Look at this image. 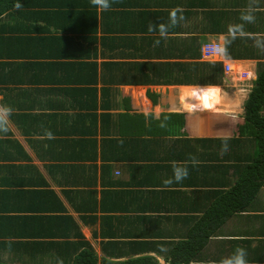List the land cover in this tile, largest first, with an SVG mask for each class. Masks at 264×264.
Listing matches in <instances>:
<instances>
[{"label":"crops","instance_id":"0c3cea01","mask_svg":"<svg viewBox=\"0 0 264 264\" xmlns=\"http://www.w3.org/2000/svg\"><path fill=\"white\" fill-rule=\"evenodd\" d=\"M238 2L118 0L112 15L98 16V28L109 31L103 56L110 60L99 56L96 63L113 64L123 83L149 75L155 63L181 79L188 74L189 48L201 50L226 34L229 25L239 24L234 17L249 2ZM176 7L185 19L169 28L167 38L148 32L150 23L167 24ZM242 24L245 33L252 27ZM258 25L264 28L263 15ZM114 51L117 57H108ZM60 61L68 73L75 62ZM180 63L186 65L183 74L171 66ZM230 64L234 72L223 74L216 87L110 86V108L103 112L110 117L99 111L95 147L75 143L89 139L83 136L86 125L76 121L77 115L70 117L76 111L62 108L63 100L71 101L70 91L55 89L78 92L84 86H58L57 79L65 76L54 68L33 70V84L1 77L0 105L13 112L9 131L0 134V264H90L92 259L95 264H219L237 247L246 250L248 264H264V168H252L257 143L249 130L239 131L257 62ZM248 69V88L237 87L234 73ZM98 70L100 90L108 83V67ZM232 111L241 118L214 124L225 126L222 134L207 130L202 114ZM182 112L191 114H177ZM101 129L107 130L104 136ZM225 137L228 150L222 152ZM104 139L109 140L103 155ZM174 167L186 169L187 178L175 182ZM20 191H36L37 196ZM205 235V245L195 250ZM188 247L194 250L185 251Z\"/></svg>","mask_w":264,"mask_h":264},{"label":"trees","instance_id":"16d2710c","mask_svg":"<svg viewBox=\"0 0 264 264\" xmlns=\"http://www.w3.org/2000/svg\"><path fill=\"white\" fill-rule=\"evenodd\" d=\"M235 1L237 3H239L238 1L250 3V0ZM13 3L14 0H0V78L4 76L9 80V83L33 84L37 81L33 70L43 71L46 68H54L65 76V78L57 79L58 86L61 84L71 86L73 83L84 86L78 92L76 89L55 88L57 93L67 94L70 91L71 101L62 99L65 104L62 108L66 109L69 114L76 111L74 115L70 114V117L75 118L77 115L76 121L86 125L83 136L87 135L89 139L75 141L76 144L87 143L91 144L92 147L96 146L99 125L97 120L99 117L101 119V114L98 113L99 111L103 113L107 108H110L107 106L110 86L216 87L222 84L223 74H225L223 63L202 61L201 50L198 48L187 50L186 56L191 62L187 63L188 74L185 71L181 79L176 78L169 71L158 70L159 64L155 63L150 65L149 75L130 77L123 83L119 71L113 68V64L103 62L98 65L96 63L99 56L107 61L110 60L103 56L106 55L104 45L109 40L110 36L107 34L109 31L100 30L97 26V20L98 16H101V20H105L108 14L112 15L111 9L108 10L110 12L101 10L99 12L97 8L91 5L90 0H19V3L22 4V8L19 10L13 7ZM118 5L116 2L112 6L118 7ZM123 7L120 6L119 8ZM254 10L255 20L251 24L252 27L250 26V29L246 30L249 38L238 36L234 39L228 46L229 55L224 58L226 61L250 60L257 62L256 78L252 81L247 99L244 101V123L239 131L242 134L246 129L249 130L257 143L255 147L257 151L254 156L256 158L252 168H257L260 165H263L264 168V47H258L256 44L257 38L264 39V36L259 35V31L263 27L258 25L260 16H264V0H257ZM237 15L241 17V14ZM237 22L239 24L236 25L242 24L241 18ZM262 30L264 32V29ZM102 33L103 35H101ZM111 37L115 42V36ZM68 49H72L73 52L68 51ZM108 57L115 59L117 57L115 51L114 56ZM63 59L75 61L68 65L69 73L63 69L65 64L60 61ZM114 64L117 67L118 63L114 62ZM141 65L138 68L144 71V67L142 69ZM172 65L174 67L179 66L178 71L183 74L185 64ZM99 67L100 70L108 67V83L103 84L100 90L97 87L100 81ZM76 74L81 77L80 80ZM139 79L142 82H138ZM8 90L12 91L11 89ZM62 100L59 105H63ZM103 115L107 118L110 117L109 114L103 113ZM101 122L103 123L104 120ZM27 133L38 134V132ZM106 133V129L105 132L101 129V135L104 136ZM0 134L5 133L0 132ZM108 140H101L103 155L108 150L106 147ZM135 141L130 140L132 143ZM176 169L180 170L181 168ZM19 193L29 194L31 197L37 196L36 191L26 193L20 191ZM220 194L226 197L228 192L221 191ZM242 209L244 208L237 207L236 210ZM208 238L207 235L204 238L199 236L200 242L193 246L194 249L197 250L196 246L201 247L203 243L205 245ZM192 242L195 243L196 241ZM194 249L188 247L185 251L189 252ZM90 264H95V261L92 259Z\"/></svg>","mask_w":264,"mask_h":264},{"label":"clouds","instance_id":"9594fccd","mask_svg":"<svg viewBox=\"0 0 264 264\" xmlns=\"http://www.w3.org/2000/svg\"><path fill=\"white\" fill-rule=\"evenodd\" d=\"M118 2V0H90V3L93 7L97 8L101 11H108L112 8L114 3ZM257 4V0H250L248 9L242 13L241 20L246 23H252L255 20V16L253 15L255 5ZM13 7L17 10L22 8V4L19 3V0H14ZM183 9L176 7L170 10L169 12V22L159 23L158 25L149 24L148 32L154 33L158 32L161 38H167L169 34V28L177 26L181 21L185 18L182 13ZM248 35L243 31V24L240 25H229L228 31L226 34L222 35L217 41L209 42L208 44L202 45V49L210 56H218L223 57L221 61L216 62H230L226 61L224 57L229 55L228 46L230 43L236 39L238 36L243 37ZM156 44H159V40L156 41ZM256 44L258 47H264V39L257 38ZM202 58V56H201ZM213 62V61H211ZM241 75V76H240ZM240 78H245L247 81H251V75L249 73L240 74ZM247 77V78H246ZM238 81H240L238 79ZM244 82V81H241ZM13 109L6 105H0V132L7 133L9 131L10 117L12 115ZM163 127V125H161ZM46 136L48 139H53L51 132H46ZM227 137L224 138V143L221 146V151L226 152L228 150ZM122 144L123 141L121 140ZM193 163H198V161L193 158ZM187 170L180 171L174 167V181L181 182L183 179L187 178ZM173 180L166 181V183L171 184ZM246 250L242 247H237L234 252L225 258H223L219 264H248L246 260Z\"/></svg>","mask_w":264,"mask_h":264},{"label":"rangeland","instance_id":"374dc122","mask_svg":"<svg viewBox=\"0 0 264 264\" xmlns=\"http://www.w3.org/2000/svg\"><path fill=\"white\" fill-rule=\"evenodd\" d=\"M234 19H235V21H237V20H240V17H239V15H235V17H234ZM262 29H264V28H262ZM261 29V30H262ZM259 31L260 33L259 34H261L262 36H264V32H263V30L262 31ZM255 71L256 70H254V73H255ZM234 72V71H233ZM250 72V70L248 69L247 71H246V73H249ZM235 75V77H237L240 81H236V83L235 84H237V85H240V86H237V87H243V88H245V89H247L248 88V85H246L245 83V81H247L245 78H240V76H237L236 75V73H234ZM232 78V77H231ZM241 81H244V82H241ZM226 89V88H225ZM233 113H229V112H221L220 114H222V115H220V114H216V115H210V114H202V116L205 118V121H203V122H205V127L207 128V130L210 132V133H212V131L214 130V131H219V133L220 134H222V132H223V130H224V128H225V126H221V127H219V128H214V124L217 122V121H227V120H230V121H237V119H236V117H233V116H239L238 114H237V112H235L234 113V111H232ZM223 113H226V114H223ZM227 113H229V114H227ZM178 115H182V114H186V116H187V114H191L190 112H182V113H177ZM219 116H222V117H219ZM240 117V116H239ZM241 118V117H240ZM186 119H190L189 117H187ZM214 131H213V133H214ZM212 133V134H213ZM219 232H222V230H220ZM223 233V232H222ZM218 254H220V251L218 252H216L215 253V255L213 256L214 258H217L218 257ZM227 256H229L228 254H227ZM227 256H225V257H227Z\"/></svg>","mask_w":264,"mask_h":264},{"label":"built area","instance_id":"2783aa9c","mask_svg":"<svg viewBox=\"0 0 264 264\" xmlns=\"http://www.w3.org/2000/svg\"><path fill=\"white\" fill-rule=\"evenodd\" d=\"M201 55L203 60L205 61H221L223 57L218 56H210L208 55L202 48H201ZM223 71L225 74H229L233 72V66L230 64V62H223Z\"/></svg>","mask_w":264,"mask_h":264}]
</instances>
